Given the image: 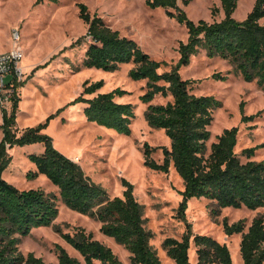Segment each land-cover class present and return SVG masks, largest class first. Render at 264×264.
<instances>
[{"label": "rangeland", "instance_id": "374dc122", "mask_svg": "<svg viewBox=\"0 0 264 264\" xmlns=\"http://www.w3.org/2000/svg\"><path fill=\"white\" fill-rule=\"evenodd\" d=\"M79 2L86 3L91 13H99L122 35L134 38L152 58L163 61L160 71L179 65V47L181 42L189 39L188 28L170 16L166 8L150 7L147 0H0V52L13 47L12 32L16 29L21 33L20 45L25 50L21 79L24 83L17 88L20 96L18 125L29 127L48 122L42 132L51 136L57 149L76 159L85 174L105 188L111 197L123 195V178L131 181L136 198L145 206L146 226L154 234L151 243L162 264H176L163 247L164 239L168 236L182 238L188 225L193 232L189 250L192 264L198 261L194 241V235L198 233L227 243L233 264H243L240 251L243 233L227 234L224 221L233 223L244 219V231H247L255 216H264V206L220 208L208 197H193L182 216L183 178L173 162L168 172L161 171L147 165L144 155L148 143L151 157L162 163L164 148H171V138L166 130L152 127L145 112L150 103H166L172 97L157 93L150 101H145L147 79L130 75L135 66L132 61L123 62L112 71L84 66L89 42L74 43L86 34L88 27L79 15ZM255 2L239 0L233 16L243 20ZM178 3L196 22L225 17L221 0H178ZM178 67L183 78L196 80L191 84L194 93L212 94L222 101V105L213 111L208 144L216 141L225 128L238 126L236 151L242 160L247 159L242 154L246 147L255 148L254 159L264 160V87L237 73L228 59L210 56L204 49L194 54L188 64ZM86 80H103V92L116 87L127 91L117 99L135 105L130 134L89 122L83 104L72 103L81 94ZM2 107L11 110L12 102L0 103V124L3 123ZM52 114L53 117L48 119ZM244 114L253 118L244 121ZM17 133L20 135L22 130ZM3 137L4 131L0 127V142ZM12 148L8 149L11 160L3 177L20 189L40 187L56 194L60 209L50 224L34 226L28 234L19 235V248L24 254L32 251L43 257L46 264H59L56 244H61L81 264H86L81 252L63 236V233H73L82 226L93 231L95 237L111 246L123 262L130 264L129 250L101 231L100 220L68 206L59 194V187L47 175H28L37 169L30 155L42 153L43 142Z\"/></svg>", "mask_w": 264, "mask_h": 264}, {"label": "trees", "instance_id": "16d2710c", "mask_svg": "<svg viewBox=\"0 0 264 264\" xmlns=\"http://www.w3.org/2000/svg\"><path fill=\"white\" fill-rule=\"evenodd\" d=\"M238 1L221 0L225 12L221 20L200 19L198 22L188 16L178 0H147V4L166 8L170 16L187 26L189 39L180 43L178 66L188 64L194 54L204 49L210 56L228 59L237 73L264 87V22H261L264 0H256L243 20L233 16ZM79 7V15L88 27L86 34L74 43L89 42L84 66L112 71L121 63L132 61L135 66L130 75L147 79L145 101H150L157 93L172 97L166 103H150L145 112L152 127L166 130L171 138V148H164L162 163L151 157L148 143L144 155L147 165L161 171L168 172L173 162L183 178L182 216L193 197H208L220 208L246 206L256 209L264 206V160L253 158L254 147L243 149L242 154L247 159L242 160L236 151L239 127L225 128L217 135L216 141L208 144L213 111L222 105V101L212 94L194 93L191 84L196 80L183 78L178 66L160 71L164 62L152 58L134 38L122 35L99 13H91L86 3L79 2ZM23 83H17L16 88ZM103 85V80H86L81 94L72 103L83 104L89 122L130 134L135 105L118 101L117 98L127 92L122 87L101 92ZM16 88L11 110L1 108L3 123L0 127L4 137L0 142V264H46L43 257L34 252L24 254L20 250L19 235H26L34 226L50 224L57 218L60 212L57 195L40 187L20 189L3 177L11 160L8 149L35 142H43L44 150L30 155L37 167L28 173L30 177L39 173L47 175L59 187V194L68 206L100 220L101 231L129 250L130 264H162L151 243L154 234L146 226L145 206L136 198L134 184L123 178V195L111 197L105 188L85 174L76 160L55 147L51 136L42 132L48 122L26 127L18 135L20 96ZM51 117L53 114L48 119ZM251 118L253 116L244 114L242 119ZM245 227L244 219L233 223L224 221L227 234L243 233L240 243L243 264H264V216H255L247 231H244ZM192 235L188 225L182 238L168 236L164 239L163 247L176 264H192L189 254ZM63 236L81 252L86 264H126L111 246L82 226L73 233H63ZM194 241L197 264H233L227 243L200 233L194 235ZM56 253L59 264H81L61 244H56Z\"/></svg>", "mask_w": 264, "mask_h": 264}, {"label": "built area", "instance_id": "2783aa9c", "mask_svg": "<svg viewBox=\"0 0 264 264\" xmlns=\"http://www.w3.org/2000/svg\"><path fill=\"white\" fill-rule=\"evenodd\" d=\"M12 39L13 47L0 53V103L12 102L17 83L22 81L24 73L25 50L20 45L21 33L19 30L16 29L12 32ZM7 76H10L8 80Z\"/></svg>", "mask_w": 264, "mask_h": 264}, {"label": "crops", "instance_id": "0c3cea01", "mask_svg": "<svg viewBox=\"0 0 264 264\" xmlns=\"http://www.w3.org/2000/svg\"><path fill=\"white\" fill-rule=\"evenodd\" d=\"M0 53H1V52H0ZM100 91L103 92L102 90H100ZM19 104H20V102H19ZM7 109H8V108H7ZM8 110H10V109H8ZM18 110H19V108H18ZM17 114H18V112H17ZM17 127H20L19 130H23L24 128H26V127H24V126H23V127L19 126V125H18V122H17ZM12 150H13V148L11 149V151H12ZM75 160H76V159H75ZM33 166H34V165H33ZM35 166H36V165H35ZM100 240L103 241V239H100ZM110 244H111V243H110Z\"/></svg>", "mask_w": 264, "mask_h": 264}]
</instances>
